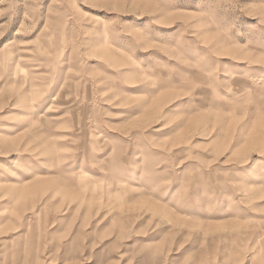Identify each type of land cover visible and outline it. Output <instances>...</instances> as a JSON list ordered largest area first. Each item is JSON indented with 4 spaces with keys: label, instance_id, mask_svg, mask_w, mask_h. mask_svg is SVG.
Returning a JSON list of instances; mask_svg holds the SVG:
<instances>
[{
    "label": "rangeland",
    "instance_id": "rangeland-1",
    "mask_svg": "<svg viewBox=\"0 0 264 264\" xmlns=\"http://www.w3.org/2000/svg\"><path fill=\"white\" fill-rule=\"evenodd\" d=\"M0 264H264V0H0Z\"/></svg>",
    "mask_w": 264,
    "mask_h": 264
}]
</instances>
